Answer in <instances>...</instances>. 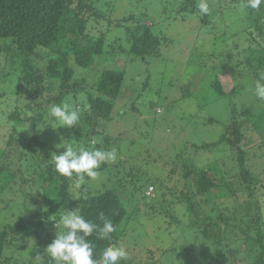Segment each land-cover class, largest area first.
Returning a JSON list of instances; mask_svg holds the SVG:
<instances>
[{"label": "trees", "instance_id": "1", "mask_svg": "<svg viewBox=\"0 0 264 264\" xmlns=\"http://www.w3.org/2000/svg\"><path fill=\"white\" fill-rule=\"evenodd\" d=\"M224 1L208 0L210 14L201 15L199 0H159V13H154L156 20L147 10L108 20L107 13L113 10L112 0H0V125L10 128L8 140L0 144V158L6 154L12 158V144L25 148L26 153L25 161L16 162V169L0 164V196L4 192L8 198L4 207H0V264H53L44 250L58 232L65 231L62 225L57 226V220L71 210L100 227L105 220L114 225L115 231L109 239H99L97 232L87 237L96 260L109 244H118L127 252V259L120 264H165L166 256L172 251L145 249L147 257L139 260L130 257L129 247H125L129 243H150L155 232L143 224L157 220L165 229L170 230L173 225L176 229L188 228L204 238L208 246L211 243L216 255L205 264H264V166L255 169L249 163L250 147L246 145L249 134L260 135L258 132L264 128V103L257 109L248 106L239 109L230 98L231 95L246 98L243 92L249 83L253 91L251 106L256 107L254 103L260 102L254 88L264 73V3L257 10L244 7L247 0ZM224 10L239 12L246 20L235 33L224 34L225 41L220 40L219 30L215 29L219 23L213 21L222 16L230 29L222 14ZM186 19H192L198 29L204 26L205 33L212 32L218 42L206 58L213 56L221 61L220 57L226 55L224 66L235 74L236 82L230 93L218 78L211 87L210 93L227 100L229 112L227 121L209 120L210 124L221 122L223 126L218 139L196 142L191 138L168 161L166 151L156 150L154 139L149 140L150 126L160 125L158 116L164 109L159 108L151 124L146 118L138 117L141 112L136 103L121 109L126 81L124 67H104L94 82L78 75L77 67L94 71L98 57L107 55H112L117 63L122 56L130 61L142 58L149 63L174 41L166 33L168 25ZM101 23L108 26L107 30L97 26ZM113 24L125 30L109 38L107 32ZM229 39L234 41V46L229 45L230 50L224 52L228 44L223 42ZM220 44L224 48L218 51ZM145 80L141 84L143 89L148 86L147 77ZM12 82L16 85L10 93L4 85ZM182 94L192 98L193 91ZM209 94H205L204 105L209 103L206 102ZM124 102L129 106L126 99ZM63 103L81 114L80 123L71 129L60 127L48 116L51 105ZM150 106L155 108L153 104ZM8 107L13 108L7 111ZM127 114L137 116L128 126L133 127L130 131L133 130L134 136H114L108 125L113 119L124 122ZM247 122L251 123L250 128ZM39 125L57 128L54 130L61 147L58 155L69 144L77 150L80 147L89 151L116 149V161L102 163L96 169L105 177L102 190H91L85 184L76 189L75 174L70 179L56 172L54 146L49 139L19 138V132L34 130ZM137 143H146L144 152L137 148ZM190 143L192 146L188 147ZM223 146L229 149V156L223 155ZM262 146L261 141L257 150H263ZM147 149L149 153L145 152ZM162 160L167 161L161 163ZM23 163L29 166L36 180L41 176L43 181L41 194L34 198L38 209L25 203L28 195L36 193L27 188L31 175H26ZM152 165H158L161 174L153 175ZM45 167L48 174L43 177ZM89 179L85 177L84 181ZM150 184L153 190L147 194L145 189ZM20 248L30 251L31 256L25 262L17 255ZM37 255L42 256L40 260L35 259Z\"/></svg>", "mask_w": 264, "mask_h": 264}, {"label": "rangeland", "instance_id": "2", "mask_svg": "<svg viewBox=\"0 0 264 264\" xmlns=\"http://www.w3.org/2000/svg\"><path fill=\"white\" fill-rule=\"evenodd\" d=\"M113 1V10L108 15V20H115L119 18H123L126 15L131 13H135L136 15L141 14L142 11H149V13H159L158 6H160L159 0H112ZM226 0L224 2H227ZM223 2V3H224ZM227 5V4H226ZM156 6V7H155ZM102 9L104 6H101ZM228 20L229 26H225L224 21L225 18L219 19L214 18L213 21H217L219 24H216L219 32L217 34L221 38L220 40L225 41V36H230L231 34L235 33V30H239L243 27L242 23H246L245 19H242V14L240 15L239 12L235 11H225L222 13ZM162 17V16H161ZM158 20V19H157ZM149 21V20H148ZM163 21V20H162ZM172 21V20H168ZM198 22L199 19H198ZM151 23V22H149ZM165 24V23H164ZM166 25V24H165ZM102 30H107V27L104 23L97 25ZM213 25H211L212 27ZM110 30L107 32V37L112 38L113 36L118 35L120 32L125 30L124 27H118L110 25ZM211 27L209 29H211ZM196 28L193 20L186 19L184 20H175L172 21L168 28L166 29L167 35L174 39L173 42H170L162 49L161 55L159 57L153 58L147 63L143 61L142 58H138L137 60H131L126 56H122L120 62L117 63L115 58L112 55L98 57V66L97 68L92 71L89 68H81L77 67V74L84 75L86 80L89 82H94V80L100 74V69L104 67H109L111 65H117L120 67H124L126 70V81H125V89H123L122 97L120 106H125L126 108L130 107L131 102L136 103L141 113H139V118H146V121L151 124L156 112L160 109H164L163 114L158 116V120L161 121L160 125L157 128L150 126L151 128V137L154 139V148L158 151L164 150L167 153L165 158L170 161L174 158V154L180 146L191 138H194L196 142H206V141H214L218 139L219 135L223 131V126L221 122L227 121L229 112H228V105L227 100L223 98H217L216 95L210 93L212 84L218 78L226 90L227 93H230L235 85V74L226 70V66H224V58L226 55L220 57L221 61H217L216 58L213 56L206 58L208 56V52L212 51L215 48V43L218 42L214 39L212 32L205 33V30ZM206 28V27H205ZM225 34V36H224ZM213 36V37H212ZM232 39H229L225 44H228L224 52L230 50L232 45ZM246 45V44H245ZM223 46L217 47V50H223ZM206 58V60H205ZM202 59L205 62H202ZM203 60V61H204ZM199 64L201 66H199ZM221 66V67H220ZM223 69H225L223 71ZM240 76V75H239ZM238 76V77H239ZM148 81L147 89L141 88L142 82ZM242 78H239V82ZM242 87H244V83L240 82ZM16 82L7 83L4 85V88L8 91L14 92ZM189 85L188 88L186 86ZM186 88V89H185ZM185 89V90H184ZM187 90L193 91L192 98L188 96H184L182 92H186ZM210 93V94H209ZM205 94H209L208 104H203L205 102ZM243 95H246V98H242L241 95H231V99H233V103L238 106V108L243 107H252V109L260 108L261 104L264 101L259 103H254L256 107L251 106V99H253V91L252 86H246V91L243 92ZM124 99L128 102L126 106ZM198 103L199 104L198 106ZM125 104V105H124ZM150 104L155 105L154 109H151ZM245 106H243V105ZM203 106V108H202ZM13 108V107H12ZM11 107H8L7 111L12 110ZM137 116L127 114L126 119L124 122H117L113 119L110 124L108 125V129L114 134V136H118L124 134V136H134L132 131H130L132 126L128 127L130 123L136 120ZM217 120L221 122L210 124L209 120ZM4 126V127H2ZM0 125V144L3 141L8 140L10 128L9 126ZM171 126H173L172 129ZM248 128L251 127V123L247 122ZM52 128V129H51ZM129 128V130H128ZM149 128V127H147ZM57 129L56 127H50V125H39L38 128L29 129L27 132L26 130L19 132V138H29L33 136H38L41 140L45 141V139H49L48 141L52 143L51 145L54 146L53 155H58L60 152L59 146V139L57 132L54 130ZM258 132V131H257ZM257 133L249 134L247 137L246 145L250 147V164L254 166L255 169L264 166V149L257 150L260 146L261 141L264 143V128ZM138 134V133H137ZM141 142L144 140L140 139ZM146 142V141H145ZM146 143H137V148L144 149L147 148L145 146ZM12 144V158H10L8 154L4 155L0 158V164L4 163L8 165V168L13 167V169L17 168V163L20 161H25L26 153L24 152L25 148L13 146ZM21 146V142H20ZM188 147L192 146V143L187 144ZM264 148V146H262ZM223 155H230L229 149L224 147ZM256 150L258 151V156H255ZM23 151V152H22ZM149 153V149L145 151ZM145 153V156H146ZM219 154V153H218ZM222 154V152H221ZM144 157V153L142 154ZM185 157L189 160L188 154H185ZM214 157V155H213ZM19 159V160H18ZM166 160V161H167ZM12 161V163H11ZM165 161V162H166ZM199 161V159H197ZM162 160L161 163H163ZM164 162V163H165ZM45 160L43 159V164H45ZM27 166V168H26ZM149 166V165H148ZM158 166V165H157ZM157 166H150L153 169V175L161 174V169ZM130 167V165H128ZM23 170L25 171L26 175L30 176L32 174L29 166L26 163H23ZM18 170V169H17ZM152 171V169H151ZM48 170L45 167L43 169V173L41 175L45 177L47 176ZM34 176V175H33ZM31 175L30 182H27V188L29 190H33L36 194L35 196L28 195L26 197V204L30 205L33 209H38L39 206L34 202V198L41 194V176L40 178H34ZM29 179H27L28 181ZM31 181L33 183H31ZM77 182V181H76ZM105 182V177L101 174H98L95 179H89L88 181H84L81 184L87 185L91 190H102L103 183ZM235 182V181H234ZM87 183V184H86ZM184 184V183H183ZM150 184L148 189H145L147 194H150L151 190ZM180 187H183L182 184H179ZM2 200V201H1ZM8 200L7 196L1 194L0 196V207H4L3 204H6ZM27 205L23 208L26 210ZM17 210V209H16ZM179 216H183V212L179 213ZM4 218L3 216L1 219ZM168 220V219H167ZM169 221V220H168ZM146 229H150L154 231V238L153 236L152 241L149 243H145L144 245L142 242H136L135 245L129 243L125 247H129L130 252L128 255L130 257H137L144 259L147 257L144 251L145 249H153L156 252L162 253L163 249H167L172 251L166 256L165 264H205L207 263L212 257L216 255L213 246L199 236L197 232H193V230L188 228H174L175 225L170 227V230L165 229V226L160 221H153L151 224L146 222V225L143 224ZM151 227V228H150ZM141 228V225H140ZM158 234V235H156ZM54 240V237H52ZM133 245V246H132ZM135 247L134 249H131ZM161 247V248H160ZM21 249V248H20ZM132 250V251H131ZM214 251V252H213ZM19 259H23V261H27L29 259L30 251L21 249L20 252L17 253Z\"/></svg>", "mask_w": 264, "mask_h": 264}, {"label": "clouds", "instance_id": "3", "mask_svg": "<svg viewBox=\"0 0 264 264\" xmlns=\"http://www.w3.org/2000/svg\"><path fill=\"white\" fill-rule=\"evenodd\" d=\"M264 0H247L244 7L259 9ZM198 9L201 15L210 14L208 0H199ZM264 73L255 83L254 95L264 101ZM48 116L60 125V127L73 128L81 121L80 111L70 107L68 103L51 105ZM62 154L54 155V168L61 176L72 178L75 174L76 183L74 187L79 189L85 177L95 179L98 175L96 169L102 163H114L117 159L116 149L102 151L100 149L86 150L80 147L78 150L69 144ZM101 219H104L101 214ZM63 226V233H57V238L49 244L44 253L50 258L53 264H120L127 259V252L123 246L109 244L99 260L93 258V246L88 242L94 232H97L99 239H109L110 234L115 231L111 221L105 220L103 227L85 220L77 211H67L57 220V226ZM43 253V254H44ZM42 256L37 255L36 260Z\"/></svg>", "mask_w": 264, "mask_h": 264}, {"label": "built area", "instance_id": "4", "mask_svg": "<svg viewBox=\"0 0 264 264\" xmlns=\"http://www.w3.org/2000/svg\"><path fill=\"white\" fill-rule=\"evenodd\" d=\"M150 190H151V191L153 190V187H152V186L150 187Z\"/></svg>", "mask_w": 264, "mask_h": 264}]
</instances>
